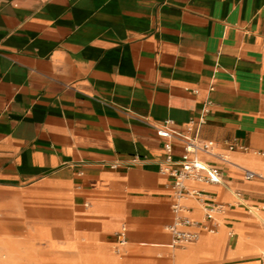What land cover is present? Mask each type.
I'll use <instances>...</instances> for the list:
<instances>
[{
    "label": "crops",
    "instance_id": "obj_1",
    "mask_svg": "<svg viewBox=\"0 0 264 264\" xmlns=\"http://www.w3.org/2000/svg\"><path fill=\"white\" fill-rule=\"evenodd\" d=\"M165 120L212 143L200 159L221 174L188 182L225 210L184 248L159 171L182 141ZM244 169L264 177V0H0V232L40 260L264 264V212L247 209L264 179Z\"/></svg>",
    "mask_w": 264,
    "mask_h": 264
},
{
    "label": "built area",
    "instance_id": "obj_2",
    "mask_svg": "<svg viewBox=\"0 0 264 264\" xmlns=\"http://www.w3.org/2000/svg\"><path fill=\"white\" fill-rule=\"evenodd\" d=\"M171 126L172 121L165 120L158 130L167 138H179L182 141L181 152L178 159L174 160L172 146L165 144L166 157L161 163L159 171L170 178L169 186L173 197L171 208L174 213V220L168 230L171 235V247L175 248L194 243L198 239L200 231L215 232L217 230V216L224 212L225 207L203 190L188 185V182L207 185L222 184L220 171L200 159L201 154H214L213 144L200 141L191 135V129L181 134L173 130ZM228 149L231 150L232 146H229ZM217 157L222 161H227L224 154H218ZM112 167L115 168L116 165H112ZM242 177L247 181L255 178L264 179L258 173L246 169L242 171ZM233 195L237 199V204L242 202L240 193L234 192ZM188 198L199 204L202 211L199 220L191 218L189 209L182 204V200ZM247 209L252 214L262 213L264 212V204L252 205ZM124 242V236L120 234L119 243L123 244Z\"/></svg>",
    "mask_w": 264,
    "mask_h": 264
},
{
    "label": "rangeland",
    "instance_id": "obj_3",
    "mask_svg": "<svg viewBox=\"0 0 264 264\" xmlns=\"http://www.w3.org/2000/svg\"><path fill=\"white\" fill-rule=\"evenodd\" d=\"M0 235V264H52L40 260L42 257L41 244L29 243L24 239H15L10 236V231L3 229ZM18 240V243L15 241ZM191 244L185 245L188 247ZM183 247V248H184ZM118 248V247H117ZM176 251V250H174ZM178 252H185L184 250ZM175 264H199L193 258L188 256L182 262Z\"/></svg>",
    "mask_w": 264,
    "mask_h": 264
},
{
    "label": "bare ground",
    "instance_id": "obj_4",
    "mask_svg": "<svg viewBox=\"0 0 264 264\" xmlns=\"http://www.w3.org/2000/svg\"><path fill=\"white\" fill-rule=\"evenodd\" d=\"M190 255H192V254H185L184 252L172 251L173 264H175L176 262H182L185 258H187Z\"/></svg>",
    "mask_w": 264,
    "mask_h": 264
}]
</instances>
